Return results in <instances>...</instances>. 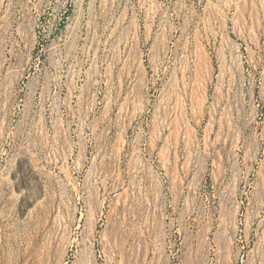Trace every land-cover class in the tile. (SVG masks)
I'll return each instance as SVG.
<instances>
[{
  "label": "rangeland",
  "instance_id": "1",
  "mask_svg": "<svg viewBox=\"0 0 264 264\" xmlns=\"http://www.w3.org/2000/svg\"><path fill=\"white\" fill-rule=\"evenodd\" d=\"M0 264H264V0H0Z\"/></svg>",
  "mask_w": 264,
  "mask_h": 264
}]
</instances>
